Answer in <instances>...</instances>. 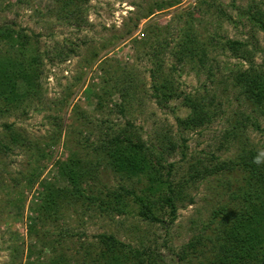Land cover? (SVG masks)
Returning <instances> with one entry per match:
<instances>
[{
    "label": "rangeland",
    "instance_id": "obj_1",
    "mask_svg": "<svg viewBox=\"0 0 264 264\" xmlns=\"http://www.w3.org/2000/svg\"><path fill=\"white\" fill-rule=\"evenodd\" d=\"M254 1L264 5V0H84L81 14L70 18L59 10L57 0H0V23L36 38L40 63L35 96L11 114L0 115V124L15 123L29 145H37L31 150L15 147L9 153H0V264H25L30 250L33 259L38 260L40 243L30 234L31 224L38 225L37 234L44 240L45 229L50 231L49 237L61 235L65 248H76L79 236L94 239V235L107 231L135 246L153 247L160 254L158 264H207V257L200 251L184 260L179 254L194 237L212 236L216 223L208 227L210 214L229 199V187L233 188L229 184L236 182V176L229 172L209 175L189 187L194 202L180 203L172 223L150 222L133 210L115 215L98 209L86 211L81 201L65 203L56 221L43 218L39 223L34 208L44 183L61 184L57 163L71 151L82 159L97 161L79 143L90 134L96 136L95 124L104 118L120 125L133 121L147 140L156 141L158 132L172 131L181 145L183 136L185 155L179 147L169 158L175 163V180L187 177L192 164L214 167L249 150L258 151L264 160V117L253 111L229 81L225 67L238 63L229 53L214 49L209 52L214 79L192 62L181 67L177 75L180 86L187 91L194 92L207 84L220 94L223 105L219 114L203 127L181 130L177 116L185 117L186 108L179 100L160 106L149 91L150 69L154 66L151 30L160 26V30L173 34V46L179 30L189 21L199 34L216 33L263 44V33L244 15ZM162 51L167 64L175 62L169 50ZM262 57L258 52L255 61L261 63ZM105 78L127 79L128 84H134L137 93L130 103L119 94L105 92L110 88ZM122 104L123 111L119 109ZM238 123L243 125L235 129ZM233 129L237 134L227 135ZM42 151L46 157H41ZM99 168L102 186L113 189L123 183L132 185L108 167ZM133 186L140 192L138 185ZM71 234L75 241L69 239ZM51 257L45 252L41 259L48 261Z\"/></svg>",
    "mask_w": 264,
    "mask_h": 264
},
{
    "label": "trees",
    "instance_id": "obj_2",
    "mask_svg": "<svg viewBox=\"0 0 264 264\" xmlns=\"http://www.w3.org/2000/svg\"><path fill=\"white\" fill-rule=\"evenodd\" d=\"M57 3L62 14L73 18L81 14L84 0H57ZM262 4L254 1L245 9L244 15L263 33V44L222 37L216 33L199 34L189 21L185 28L179 30L178 40L173 46L170 38L173 34L160 30V26L151 30L150 40H154L148 43L153 49L154 66L150 69V95L163 107L170 106L173 100L180 101L187 110L185 117L177 116L181 130H192L211 123L223 105L220 94L211 91L207 84L192 92L182 88L177 80L180 68L191 62L202 67L209 79H214L216 74L209 56L211 49L221 50L238 59L233 67H225L228 79L239 95L253 106V111L264 117ZM164 48L174 56L175 62L166 63ZM37 49L36 38L22 29L0 23V115L18 110L39 90ZM258 52L263 54L261 63L255 61ZM214 61L219 60L215 58ZM105 81L110 84L105 92L113 96L119 94L126 103H130L137 93L135 85L128 84L127 79L105 78ZM125 84L128 86L125 87ZM123 106L119 108L121 111ZM254 120L258 121L257 117ZM0 125L1 154L9 153L15 147L36 148L35 143L29 145V139L15 123L4 122ZM242 125L238 123L234 128ZM95 127L97 135L92 137L90 134L79 144H83V148L89 150L97 161L82 159L75 150L64 160H59L58 183L61 184H43L41 199L34 208L36 221L41 223L43 218H54L56 221L65 203L81 201L86 211L98 209L106 215H115L133 210L150 222L172 223L177 218L180 203L194 202L189 187L209 175L229 172L236 176V182L229 184L233 187H229V199L216 206L210 214L208 227L216 223L212 236L194 237L183 247L179 258L184 260L191 253L200 251L207 257V264H264V160L258 151L249 150L234 159L217 162L214 167L192 164L187 177L175 180V163L170 162L169 158L179 147L185 155L183 136L181 145L176 142L172 131L158 132L156 141L147 140L141 128L130 120L120 125L110 118H104L97 121ZM235 129L228 131L227 135H236ZM41 157H46L44 151ZM100 166L108 167L132 185L123 183L113 189L102 186L97 174ZM133 184L139 186L140 192ZM166 216L169 220H166ZM37 227L31 224L29 231L40 243L39 258L35 261L30 250L25 264H158L160 260V254L153 247L135 246L113 232L98 233L93 236L94 239L79 236L78 246L71 249L63 247L61 235L49 237L51 235L47 229L44 230V240L43 236L37 234ZM70 237L75 241L74 234ZM65 249L70 251L66 252ZM45 252L52 256L48 261L41 259Z\"/></svg>",
    "mask_w": 264,
    "mask_h": 264
}]
</instances>
